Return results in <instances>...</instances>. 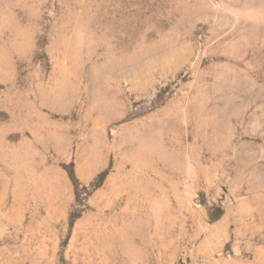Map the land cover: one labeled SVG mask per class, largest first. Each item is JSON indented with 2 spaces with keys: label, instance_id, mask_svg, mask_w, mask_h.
<instances>
[{
  "label": "rangeland",
  "instance_id": "rangeland-1",
  "mask_svg": "<svg viewBox=\"0 0 264 264\" xmlns=\"http://www.w3.org/2000/svg\"><path fill=\"white\" fill-rule=\"evenodd\" d=\"M0 264H264V0H0Z\"/></svg>",
  "mask_w": 264,
  "mask_h": 264
}]
</instances>
